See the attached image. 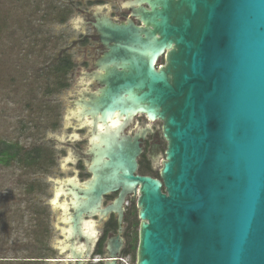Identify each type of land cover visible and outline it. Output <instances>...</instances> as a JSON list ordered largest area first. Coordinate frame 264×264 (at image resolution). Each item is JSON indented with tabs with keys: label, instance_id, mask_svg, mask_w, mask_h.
<instances>
[{
	"label": "water",
	"instance_id": "water-1",
	"mask_svg": "<svg viewBox=\"0 0 264 264\" xmlns=\"http://www.w3.org/2000/svg\"><path fill=\"white\" fill-rule=\"evenodd\" d=\"M134 2L140 24L106 13L89 23L104 50L86 73L101 86L73 101L97 134L94 193L79 206L100 210V193L119 189L100 211L116 212L120 223L125 195L132 194L135 264H264V0ZM77 17L73 11L67 21L75 30ZM161 55L165 62L155 67ZM75 88L64 95L63 114L72 109L66 97ZM137 113L162 120V182L134 174L137 136L120 131ZM67 205L61 220L75 218L68 227L50 207V246L62 240L60 232L69 237L77 229L81 214L70 218Z\"/></svg>",
	"mask_w": 264,
	"mask_h": 264
},
{
	"label": "flooded vegetation",
	"instance_id": "flooded-vegetation-1",
	"mask_svg": "<svg viewBox=\"0 0 264 264\" xmlns=\"http://www.w3.org/2000/svg\"><path fill=\"white\" fill-rule=\"evenodd\" d=\"M68 2H63V6L66 10H70L69 14L71 15L73 11L78 14L74 24L78 28H87L89 31H80L75 38L71 37L72 42L69 45L60 46L51 59L52 62L56 63L60 57L66 56L67 62L70 63L67 83L70 85L71 79V83L76 88L68 98L72 109L67 114H61L57 124L58 127H62L64 130L58 136L47 137L48 144L42 142L37 145L41 149L51 152L52 162H49V166L51 165V169L56 167L55 175L58 176H55V179L47 177L48 182L51 181L54 185L53 193H51L54 200L48 201L47 206L42 202L43 206L57 210L59 213L58 223L63 224L64 227L73 226L75 223V218L67 222L61 220L64 202L68 203L64 211L69 214L70 218H73L74 214L79 211L81 219L78 224H75L77 229H70L69 237L60 232L62 240H58L50 246L55 254L41 260L46 263L54 262L55 264H107V262L115 260L116 264H121L118 257L123 254L127 244L135 239L132 246L133 253H127L126 255L135 264L139 218L136 203L132 201V194L125 195L120 223L116 212L109 211L103 214L100 211L118 196L119 189L100 193L98 207L100 210L92 212V210L79 206L94 193L92 192L94 180L92 168L95 160L93 142L96 143L97 139L93 140V137L97 134L96 130H92L91 125L88 123L89 116L85 119L77 116L79 106H74L73 101L83 98L86 92L94 91L101 86L98 81L86 74L95 69V61L104 50L97 34L91 29L89 23L96 16L106 13L115 22L130 18L135 24H140V20L131 14L132 9L138 5L135 4L134 0H77V2H73L75 7H72L71 10V2ZM143 4L147 6L146 3ZM66 21L61 22V24ZM87 43H91L92 46L90 49L83 50L82 56H74L71 53L75 46L80 47ZM164 62V55H161L155 67L164 64ZM122 121L121 117L117 124ZM120 133L131 138L137 136L140 152L134 174L147 175L162 182L160 168L162 160L165 159L167 148V139L162 132V120L160 118L149 119L145 113H137L126 122ZM55 150L57 152L54 153ZM161 190L165 192L163 184ZM69 216H66L65 219ZM134 225L135 228L132 230ZM130 227L131 230H129ZM59 228L56 227L58 232L60 231ZM62 245H65V247L60 251ZM109 251H115L117 256L111 258ZM70 252L74 255L80 253V257L71 258L69 256Z\"/></svg>",
	"mask_w": 264,
	"mask_h": 264
},
{
	"label": "rangeland",
	"instance_id": "rangeland-1",
	"mask_svg": "<svg viewBox=\"0 0 264 264\" xmlns=\"http://www.w3.org/2000/svg\"><path fill=\"white\" fill-rule=\"evenodd\" d=\"M63 2H68V0H0V22H3L6 28L0 34V59L2 58L3 62L0 76L4 78L3 85H0V138L12 142L17 141L25 149L42 142L48 144V138H40L45 132L62 131V127H58L57 124L65 109L64 95L73 85L70 79V85L67 88L50 95L40 94L39 88L44 85L45 75L42 74L43 71L41 73L39 71L42 66L50 62L60 46H66L72 42L71 37L75 38L80 31H89L83 27L77 30L69 27L67 25L69 16L64 24L43 19V14L48 8L61 9ZM70 2L72 9V6H75L73 2L77 0H70ZM18 22L22 23L21 26L17 25ZM27 29L29 39L24 38L22 33ZM34 31L42 38H50L47 43L49 46L47 52L37 55L38 57L20 59L18 52L23 54L26 47L20 46L25 43L19 41L22 38L25 42L28 40L26 45L29 46L32 42L30 36H33ZM57 37L58 40H56ZM91 46V43L80 47L75 46L71 53L74 56H82V51L90 49ZM69 97L67 96L66 99ZM43 102L49 107L44 119L38 113L41 107L39 103ZM25 103H29L32 109H28ZM50 109L53 110L52 113ZM51 116L55 119L57 128L48 127L47 118ZM55 168L51 169L50 165L38 171L35 169L31 171L20 169L14 164L8 166L0 164V256L3 260H24L22 264H30L27 261L34 260L32 256H42L43 259H47L46 257L55 254L49 245L52 231L50 208H45V212L39 210V215H36V211L31 209L32 205H30L43 206L44 203L47 206V202L52 198L51 193H53V182H48L47 177H58L55 175ZM32 179L37 180L38 188L31 193H24L23 185ZM36 206L34 205V208ZM39 220L44 222L48 228V235L43 246H47L50 250H42L43 246L40 248L38 244L34 245L35 241L32 240V236L29 237L25 232L26 229L32 228L35 221ZM8 228L11 233L7 235ZM57 238L62 237L58 234ZM35 247L41 250L35 252Z\"/></svg>",
	"mask_w": 264,
	"mask_h": 264
},
{
	"label": "trees",
	"instance_id": "trees-1",
	"mask_svg": "<svg viewBox=\"0 0 264 264\" xmlns=\"http://www.w3.org/2000/svg\"><path fill=\"white\" fill-rule=\"evenodd\" d=\"M70 13V10H66L65 7L63 6L61 9L57 8H52L45 11L43 14V19H50L52 21L56 22H64L68 18V14ZM22 23L18 22L17 25L21 26ZM6 30L5 25H3V22H0V34ZM23 35L24 38L29 39V30H23ZM33 36L30 38L32 39V42L28 45V40L25 42V39H20V43H25V44H20L22 47H26V51L23 52V54L18 52V57L20 59L29 58V57H38L37 55H42L43 53L47 52V48L49 47L47 45L49 41V37L42 38L41 36H38V33L34 31L32 34ZM58 40V37L57 39ZM24 41V42H23ZM1 43V42H0ZM54 44V43H53ZM2 59V58H1ZM0 59V71L3 66V62ZM66 56H62L59 58V60L54 63L50 60L48 64H45L42 66V69L39 71L44 76L43 81L44 85L40 86V94H45V95H50L56 92L61 91L62 89L66 88L68 83H67V74H68V69L70 67V63L67 62ZM1 73V72H0ZM3 77L0 76V85H3ZM1 87V86H0ZM27 105L28 109H32V106L29 103H25ZM41 107L39 108V114L44 119L45 113L49 109L48 104L46 103H39ZM50 113L53 112L52 109H50ZM48 111V112H49ZM48 115H51L48 113ZM47 118V117H45ZM47 118L48 120V127L49 128H54L55 127V119ZM51 152L47 151L46 149H41L38 145H33L30 148L25 149L19 142L17 141H9L4 138H0V164L2 165H17L18 168L24 169V170H31L35 169L38 171L40 168H46L49 166V164L52 162L51 158ZM50 162V163H49ZM38 188V183L36 179H32L27 184L23 185V192L24 193H31L34 191V189ZM32 205L31 209H34L36 211V215H39V210H42L45 212V207L44 206H36V204H30ZM34 205L36 208H34ZM9 227H11L9 225ZM135 225L132 226V230H134ZM20 229V228H19ZM131 230V227L129 228ZM26 234L29 235V237L32 236V240L35 241L34 245L38 244V246L41 248L43 244L45 243V239L47 238L48 235V228L44 222L41 220L35 221L34 225H32V228L26 229ZM10 229H7V235L10 234ZM22 234V233H21ZM135 241V239H134ZM134 241L132 240L127 244V246L124 248L123 253L127 254L133 253L132 246L134 245ZM36 248V249H35ZM34 251H40L41 249L38 247H35ZM42 250H48L47 246H43ZM35 258L34 260H28L27 262H30V264H45L41 259L43 258L42 256H32ZM0 264H12V263H23L24 260H3L2 257L0 256ZM31 258V257H30ZM26 261V260H25Z\"/></svg>",
	"mask_w": 264,
	"mask_h": 264
},
{
	"label": "built area",
	"instance_id": "built-area-1",
	"mask_svg": "<svg viewBox=\"0 0 264 264\" xmlns=\"http://www.w3.org/2000/svg\"><path fill=\"white\" fill-rule=\"evenodd\" d=\"M118 260L121 264H133L128 256L124 255V254H121L119 257H118Z\"/></svg>",
	"mask_w": 264,
	"mask_h": 264
}]
</instances>
